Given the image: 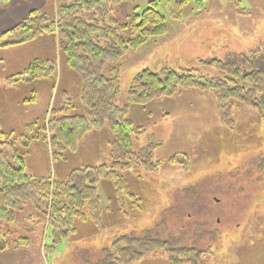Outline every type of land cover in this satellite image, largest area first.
<instances>
[{"label":"rangeland","instance_id":"1","mask_svg":"<svg viewBox=\"0 0 264 264\" xmlns=\"http://www.w3.org/2000/svg\"><path fill=\"white\" fill-rule=\"evenodd\" d=\"M151 1L167 16L168 33L151 38L122 59L121 106L128 103L134 77L146 69L165 75L170 69L198 68L204 74L223 76L205 62L264 46V0H202L201 5L191 0L181 21L169 17L166 0H128L106 23L113 19L124 23L135 9L142 11ZM37 3L28 0L24 6ZM59 3L54 0L55 8ZM49 49L52 54V46ZM37 53L44 56L42 50ZM57 53L61 80L51 108L64 105L67 92L75 107L71 113L84 115L86 110L87 114L80 97L81 79L59 56V48ZM1 65L0 115L32 94L31 83L6 82L22 68ZM216 108L212 94L195 89L132 105L129 119L144 128L135 150L160 142L155 152L160 168L147 171L133 164L124 174L133 197L125 194L122 201L113 182L103 180L99 186L105 208L102 228L76 221L77 234L60 244L54 245L50 238L45 247L47 204L26 206L16 222L0 223V246H5L0 264H99L112 253V243L125 236L159 238L172 249L196 248L202 254L200 259L175 254L170 259L167 253H148L123 264H264V115L237 108L236 126L229 129ZM110 139L108 128L89 132L76 153L55 161L54 174L62 178L85 164L110 162ZM172 157L184 160L186 166L171 163ZM17 239L21 243L15 247Z\"/></svg>","mask_w":264,"mask_h":264},{"label":"trees","instance_id":"2","mask_svg":"<svg viewBox=\"0 0 264 264\" xmlns=\"http://www.w3.org/2000/svg\"><path fill=\"white\" fill-rule=\"evenodd\" d=\"M10 0H0V4ZM128 0H60L55 8L50 0L45 9L31 11L19 24L0 32V49L32 42L50 36L58 44L59 56L81 79L80 97L87 114H73L75 108L68 93L63 106L50 108L48 114L24 126L5 132L0 130V223L16 222L17 214L32 204H47L44 213L49 217L46 244H60L77 234L78 222H93L102 228L105 208L99 186L110 180L123 200L129 184L124 176L133 164L147 171H156L160 163L155 152L160 142H151L135 150L136 141L144 128L130 119L132 105H146L161 98H172L182 91L195 89L212 94L216 99L218 118L229 129H234V111L251 108L264 115V46L250 52L231 53L225 59L212 58L205 62L223 76L204 74L198 68L170 69L160 75L149 69L134 77L128 91V103L119 104L122 85V59L140 48L151 38L168 33L167 16L151 1L142 11H135L124 23L106 20L116 7ZM201 5L202 0H196ZM191 0H166L170 18L181 21ZM238 11L243 9L238 6ZM108 69V74L106 70ZM60 72L58 59H38L6 78L8 84L49 81L55 89ZM37 102V91L21 105ZM86 114V115H85ZM263 117V116H262ZM108 128L110 162L101 165L85 164L58 178L29 172L32 147L39 143L51 154L52 164L67 153H76L80 142L91 131ZM171 163L185 165L177 157ZM133 197V195H131ZM5 235V234H4ZM7 235V234H6ZM3 237V236H2ZM26 245L28 241L25 239ZM21 242L17 239L14 246ZM7 248V242H6ZM112 253L99 264L131 263L148 253L173 254L189 259H200L196 248L172 249L168 241L159 238L121 237L112 243ZM5 246H0V251Z\"/></svg>","mask_w":264,"mask_h":264},{"label":"crops","instance_id":"3","mask_svg":"<svg viewBox=\"0 0 264 264\" xmlns=\"http://www.w3.org/2000/svg\"><path fill=\"white\" fill-rule=\"evenodd\" d=\"M50 0H38L31 8L24 6L28 0H10L8 3L0 4V32L9 30L19 24L31 11L45 9ZM52 46V54L49 47ZM49 51H46L48 50ZM55 49V51H54ZM37 50H42L44 56H39ZM58 44L50 36H45L21 45H15L0 49L1 68H23L38 59H57ZM46 52L49 55L46 56ZM60 79V78H59ZM61 80V79H60ZM58 84H60L58 80ZM31 89L37 91V102L28 105L18 104L4 109L0 115V130L11 131L18 129L36 119L44 118L53 103V95L56 88L47 81L42 80L31 84ZM63 106V105H62ZM29 168L31 173L42 176L48 175L53 168L51 154L39 143H35L31 150Z\"/></svg>","mask_w":264,"mask_h":264}]
</instances>
